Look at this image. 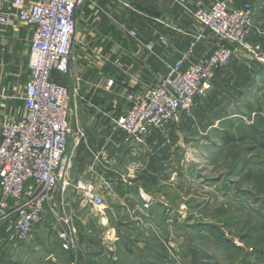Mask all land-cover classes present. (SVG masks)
<instances>
[{
  "label": "rangeland",
  "instance_id": "1",
  "mask_svg": "<svg viewBox=\"0 0 264 264\" xmlns=\"http://www.w3.org/2000/svg\"><path fill=\"white\" fill-rule=\"evenodd\" d=\"M262 22L264 10L257 15L256 22L253 20L249 40L264 50V31L257 28ZM232 46L236 49L235 55L228 65L218 70H221V80L217 83L239 97L241 91L246 94L238 102H228L225 117L215 114L218 113L215 110L220 109L219 102L223 101L220 98L227 93L218 89L219 93L214 95V80L213 89L201 99L194 118L185 117L164 133L153 130L160 136L153 140L145 138L144 143H138L142 146L139 150H132L134 145L130 140V157L122 162L127 170L123 179L127 182L123 183L122 179V185L94 187L103 195L107 208L89 204L82 188L70 191V185L63 190L70 207L61 209L62 214L57 210V214L70 220L69 225L76 229L78 237V249L75 253L67 251L70 261L64 264H264V257L246 254H252L255 248L258 235L254 229H251L254 237L244 239L246 228L256 224L251 215L256 209L262 211L264 196L252 191L253 183L231 175V167L243 155L262 163L249 162L244 166L264 167V148L256 146L251 150L249 146H254L255 142L241 139V132L249 126L264 129V121L260 119L264 118V71L256 72L254 58L244 49ZM131 101L132 97L129 104ZM228 132L235 141L225 140L223 133ZM131 162L141 164L134 176L130 175ZM123 184L130 186L132 190L128 191H133L136 202L134 191L147 199V206L153 204L156 212L153 217L147 215L141 205L135 208L126 202L121 203V214H118L113 198L125 193L127 187ZM63 191L61 187L60 193ZM71 208L75 213L70 212ZM109 210L116 217L107 216ZM165 214L167 219L163 222L161 218ZM48 218V223H53L58 230L60 225L56 218L51 215ZM117 219L124 220L121 226ZM218 231L225 234L229 243L218 240L217 235H221ZM160 239L166 242V252L158 245ZM263 239L262 236L259 240L261 246ZM58 241L61 242L60 238ZM119 241L120 244L114 245ZM35 256L33 251L27 253L31 261ZM63 257L60 256V261ZM43 258L44 261L36 260L35 264H53Z\"/></svg>",
  "mask_w": 264,
  "mask_h": 264
},
{
  "label": "crops",
  "instance_id": "2",
  "mask_svg": "<svg viewBox=\"0 0 264 264\" xmlns=\"http://www.w3.org/2000/svg\"><path fill=\"white\" fill-rule=\"evenodd\" d=\"M248 2L255 8L256 22L257 15L264 10V0H230V6L241 9ZM193 6L194 0H88L77 9L78 26L72 45L71 73L53 72L57 82L71 89L70 120L73 131L68 140L72 158L70 191L87 186H118V183L127 182L124 180L126 175L123 176L127 170L122 162L130 157L128 147H131V141L116 127L115 120L128 109L130 97L146 86L157 84L166 74L167 64L174 62L187 48L192 34L200 25L191 12ZM257 28L264 31V23ZM133 31L138 32V38L132 35ZM33 33L34 26L19 19L8 25L0 22V140L2 123L19 120L25 113L24 94L30 76L29 52ZM161 36L170 40L167 46L156 45L154 51L146 47L147 43L156 42ZM218 42V37L209 33L198 42L190 61L212 52ZM220 73L221 70L214 74L216 86L212 93L218 94L219 89L227 95L221 96L220 109H214L219 114L214 113L225 117L228 102H238L244 99L246 93L241 91L239 97L223 84H218ZM110 80L114 81L112 86H108ZM158 135L151 131L146 140H153ZM133 145V151L142 148L137 143ZM102 149L108 151L106 159L97 158ZM123 185L127 187L125 193L113 198L118 214H121V203L126 202L135 208L141 205L142 210L153 217L156 213L153 204L147 206V199L134 191L136 202L133 191H128L132 190L130 186ZM60 188L55 205L62 214L61 209L70 207V201L66 200L67 194L63 190L60 193ZM34 190L35 184L29 182L26 195ZM14 206L15 201L2 198L0 192V217L10 213ZM70 212L75 213V210L71 208ZM113 213L109 210L107 216L116 217ZM49 215L53 216L46 212L32 237L16 243L7 242L13 216L0 221V264H35L36 260L44 261L43 256L46 263L48 260L53 264L70 261L69 252L58 241L57 228L48 223ZM71 218L74 216L71 215ZM117 221H120V226L124 222L121 219ZM114 243L118 245L120 241ZM54 245L56 248L52 247ZM32 251L36 255L33 261L27 257V253ZM61 255L64 257L60 261Z\"/></svg>",
  "mask_w": 264,
  "mask_h": 264
},
{
  "label": "built area",
  "instance_id": "3",
  "mask_svg": "<svg viewBox=\"0 0 264 264\" xmlns=\"http://www.w3.org/2000/svg\"><path fill=\"white\" fill-rule=\"evenodd\" d=\"M86 1L0 0L2 24L19 19L34 26L29 52L30 76L25 84V113L19 120L2 123L0 192L2 198L15 201L12 211L0 217V221H4L13 216L8 243L32 237L46 212H50L59 222L57 232L62 248L74 253L78 249L76 229L69 225V219L57 214L55 205L59 188L64 190L71 185L72 158L68 140L73 130L71 89L57 82L53 72L71 73L77 9ZM254 11L250 2L235 9L230 6V0H194L191 12L200 25L187 48L174 62L167 64V72L159 82L134 95L126 112L115 120L116 127L128 140L142 144L151 131L164 133L183 118H194L201 99L213 89L215 72L234 57L236 49L232 45L264 64V50L249 40ZM209 33L218 37V44L212 52L191 62L198 42ZM132 35L139 37L136 31ZM169 43L168 38L161 36L146 47L154 51L156 45ZM113 83L110 80L108 86ZM99 157L106 159V150L102 149L97 154ZM139 166L141 164L131 162L130 175L134 176ZM29 182L35 184V190L26 195ZM82 188L89 204L105 207L103 195L94 187Z\"/></svg>",
  "mask_w": 264,
  "mask_h": 264
},
{
  "label": "trees",
  "instance_id": "4",
  "mask_svg": "<svg viewBox=\"0 0 264 264\" xmlns=\"http://www.w3.org/2000/svg\"><path fill=\"white\" fill-rule=\"evenodd\" d=\"M254 65L257 68L256 72L260 71V73H261L264 71V64L259 63V62H254ZM259 112H260V114H262V111H259ZM260 119L264 121L263 117H260ZM257 130H258L257 127L249 126V128H247L241 132V136H242L241 139L248 138V139H251V141L255 142L254 146H249V148L251 150L256 149V146H260V147L264 148V129L258 130V132H257ZM223 135H224V138L227 142H231V141L236 140L230 132L223 133ZM245 151H246V149H245ZM249 162H251L252 164H256V165L262 164V163L253 162L252 160L246 158L245 155H243L242 157L239 156V158L235 162V165L231 167V175L239 176L241 179H245V182H247V183H250V182L253 183L252 187L255 191L252 189L251 190L253 192H256L257 193L256 195L262 194L264 196V167L263 166H257L258 168H253L254 166H252V167L244 166L246 164L249 165L250 164ZM245 167H247V168H245ZM246 193L250 194L251 192H246ZM164 207H165L164 213H166L167 212L166 206H164ZM251 216H252L251 220L255 221L256 224H253L252 226H249L246 228V229H248V231L246 232L244 239H251L254 237V235L251 233V229H254L255 234L258 235V237H257V241L255 242V248H253V250H252L253 253L249 254V252L248 253L246 252V254H248L249 256H255L257 258H263L264 257V250H263L264 247H262V246L264 245V239L262 241V246L259 244V240L261 239L262 236L264 238V203L262 206V211H260L259 209H256ZM161 219L163 222H165V220L167 219L166 214L162 215ZM199 226H201V225H199ZM206 227L208 228L209 226H206ZM211 227L214 228L215 230H217L216 227H213V226H211ZM218 232L221 234L220 236H218L216 234L218 240L221 243H229L228 240L226 241L224 238L225 234L223 232L221 233L220 231H218ZM158 245L160 246V248H162L164 250V252H166V250H167L166 242H163V240L160 239V241H158ZM233 246L235 248H237L238 250L244 251V249L241 247L239 248V247H236L235 245H233ZM161 255L164 256L163 253ZM165 258H167V256Z\"/></svg>",
  "mask_w": 264,
  "mask_h": 264
}]
</instances>
